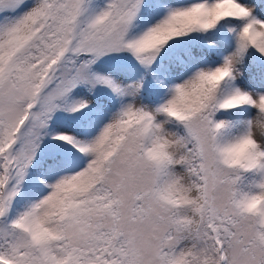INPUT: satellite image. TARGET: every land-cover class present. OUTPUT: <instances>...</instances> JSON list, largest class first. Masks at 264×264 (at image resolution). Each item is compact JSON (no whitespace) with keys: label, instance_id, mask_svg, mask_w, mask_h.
<instances>
[{"label":"snow or ice","instance_id":"6c2138e0","mask_svg":"<svg viewBox=\"0 0 264 264\" xmlns=\"http://www.w3.org/2000/svg\"><path fill=\"white\" fill-rule=\"evenodd\" d=\"M0 264H264V0H0Z\"/></svg>","mask_w":264,"mask_h":264}]
</instances>
